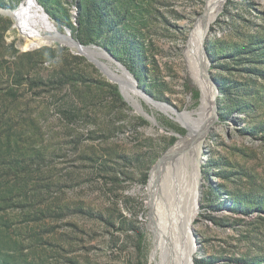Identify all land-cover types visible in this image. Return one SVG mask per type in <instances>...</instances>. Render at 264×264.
Listing matches in <instances>:
<instances>
[{
	"label": "rangeland",
	"instance_id": "obj_1",
	"mask_svg": "<svg viewBox=\"0 0 264 264\" xmlns=\"http://www.w3.org/2000/svg\"><path fill=\"white\" fill-rule=\"evenodd\" d=\"M23 1L0 0V12ZM36 1L78 41L76 0ZM208 1L108 0L102 20L122 45L78 41L108 73L57 42L29 48L0 13V264H162L159 199L176 206L195 176L193 264H264V0H223L210 23L215 115L191 122L206 129L193 136L178 117L201 104L186 48ZM179 137L188 143L152 187Z\"/></svg>",
	"mask_w": 264,
	"mask_h": 264
},
{
	"label": "bare ground",
	"instance_id": "obj_2",
	"mask_svg": "<svg viewBox=\"0 0 264 264\" xmlns=\"http://www.w3.org/2000/svg\"><path fill=\"white\" fill-rule=\"evenodd\" d=\"M223 0H209L204 14L197 20L196 26L191 34L186 53L189 59V75L193 83L201 91V104L200 107L189 113H184L179 116L182 118L181 125L190 131V135H203L206 133V129L203 128L199 134H195L196 126L194 127L191 122L194 123H206L212 124V120L215 115V102L212 96V89L209 79L207 78V60L204 52L205 36L208 31L210 23L214 22L216 15L218 14ZM6 15L10 16L14 21L13 28L18 31L21 39L26 41L29 48H35L43 44H54L55 42L65 45L62 41V35L51 25L49 19L46 17L42 9L37 5L35 0H24L20 6L14 11H3ZM18 34V35H19ZM60 41V42H59ZM74 46V45H73ZM199 61V65L197 62ZM103 64V63H102ZM106 68V66L103 64ZM126 75L128 80L130 76L122 71ZM115 81V76L112 74ZM119 85V84H118ZM120 86V85H119ZM124 87V86H123ZM122 88V86H121ZM126 92L125 98L130 104L139 108V103L130 97L127 90L122 88ZM146 99L145 101H147ZM148 102V101H147ZM150 106L156 105L171 109L176 114L175 110L170 107H165L153 102H148ZM156 104V105H155ZM179 114V113H178ZM194 133V134H193ZM191 136V137H193ZM180 138V137H179ZM188 138L181 137L180 141L175 149L170 150L153 168L152 171V187H158L161 177L167 166L178 158L180 150L184 148V144L188 143ZM191 140V139H190ZM178 142V141H177ZM176 142V143H177ZM176 145V144H175ZM174 145V146H175ZM195 154V150L191 151ZM193 174H195V167H193ZM150 183V181H149ZM148 183V188H149ZM178 192L181 189H177ZM199 179L197 176L193 178L188 188V198L181 200L179 195L178 203L175 206L170 204H164L160 197L158 206V218L161 227V235H163L164 244L162 247V264H192L193 251L195 247L192 246L190 238L192 236V224L198 211L199 200ZM184 196V195H183ZM188 199V201H186ZM177 241V242H176Z\"/></svg>",
	"mask_w": 264,
	"mask_h": 264
},
{
	"label": "trees",
	"instance_id": "obj_3",
	"mask_svg": "<svg viewBox=\"0 0 264 264\" xmlns=\"http://www.w3.org/2000/svg\"><path fill=\"white\" fill-rule=\"evenodd\" d=\"M39 4H41L40 1ZM75 5L79 11L78 27L75 29L77 31L76 38L81 44H97V37H102L103 43L108 48H118L122 45L121 42L113 39L114 35L116 38L119 37L118 31L102 20V12L108 11V0H76ZM133 45L136 46V44ZM125 46L128 47V52L132 51L128 43ZM114 58L117 60L116 57ZM128 58L130 71L132 72V68H134L132 64H134L133 61L136 58L133 59V56ZM220 90L224 92L221 87ZM200 263L197 261L195 264Z\"/></svg>",
	"mask_w": 264,
	"mask_h": 264
},
{
	"label": "water",
	"instance_id": "obj_4",
	"mask_svg": "<svg viewBox=\"0 0 264 264\" xmlns=\"http://www.w3.org/2000/svg\"><path fill=\"white\" fill-rule=\"evenodd\" d=\"M35 2L37 3V1L35 0ZM37 5L39 6V4L37 3ZM40 7V6H39ZM41 8V7H40ZM42 9V8H41ZM42 11L44 12V10L42 9ZM3 15H6L5 12L1 11L0 12ZM44 14L46 15V17L49 19L48 15L44 12ZM51 23V22H50ZM51 25L54 27V25L51 23ZM55 28V27H54ZM56 29V28H55ZM63 37H62V41L65 46H68L72 49H75L79 54L84 55L87 57L88 60H90L95 66H97L101 71L108 73L107 70H105V67L103 66V64L101 62H99L98 60H96L93 57V53H94V47L93 46H82L78 41L74 40L71 35L70 32H66L65 34L60 33ZM60 42V41H59ZM74 45V46H73ZM204 52L206 54V46H204ZM111 59L113 60V62L115 63V66L117 69H123L130 77H132V75L112 56H110ZM208 66V65H207ZM106 68H108L106 66ZM112 79V78H111ZM117 83V82H116ZM127 100V99H126ZM128 101V100H127ZM148 102H153L165 107H170L173 110L176 111V109L174 107H172L171 105H168L166 103L163 102H157V101H153L152 99L147 100ZM132 105V104H131ZM133 106V105H132ZM139 113H141L143 116L149 118V116L139 107H135L133 106ZM215 107H216V102H215ZM151 119V118H150ZM153 121V119H151ZM192 264H193V260H192Z\"/></svg>",
	"mask_w": 264,
	"mask_h": 264
}]
</instances>
